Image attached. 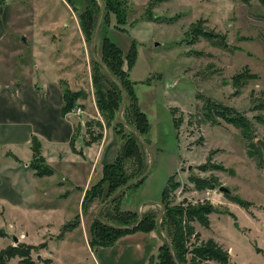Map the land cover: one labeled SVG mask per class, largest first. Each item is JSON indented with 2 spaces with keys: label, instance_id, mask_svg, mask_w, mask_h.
<instances>
[{
  "label": "rangeland",
  "instance_id": "374dc122",
  "mask_svg": "<svg viewBox=\"0 0 264 264\" xmlns=\"http://www.w3.org/2000/svg\"><path fill=\"white\" fill-rule=\"evenodd\" d=\"M103 1L93 48L99 13L95 22L91 0H0V18L5 14V21L0 23L7 25L0 41V85L39 82L42 69L47 74L51 69L60 78L63 90L75 96L64 117L73 122L74 141L80 149L77 154L82 155L83 149L105 136L107 142L116 145L110 164L119 155L128 173L124 181L140 178L150 165L141 181L117 194L122 193L117 203L121 212L141 216L149 213L158 218L166 185L176 187L169 195V208H180L184 214L188 208L205 203L217 208L218 212L208 216L207 228L196 221L189 222L185 216L181 218L184 231L187 227L194 230L185 239L183 264H219L204 262L192 253L209 239L229 250L232 264H264L258 248H264V224L258 221V216L264 214V152L259 167L248 157L240 130L224 122L212 125L203 114L206 99L233 108L250 121L253 142L264 141V108H258L260 104L264 107L263 4L260 0ZM97 3L100 8L98 0ZM199 21L204 29L222 34L229 48L195 39L192 29ZM111 47L119 51L120 58L115 62L120 77L132 89L128 104L134 108L130 107L123 116L136 126L139 117L135 115L142 113L147 122L144 137L148 145L137 159L132 157V146L123 148L129 134L119 125L120 112L110 98L109 87L94 78L100 77L94 60L106 51L113 52ZM96 87H101V93L112 102L113 113L108 118L97 105ZM40 157L32 151L28 171L22 166L14 175L6 170L3 176L7 180L0 176V231L7 233L0 238L2 264L11 259L20 262L25 257L26 264H95L81 246L83 235L87 233L89 243L91 226L105 206L100 209L101 199L107 201L128 183L108 198L109 184L103 183L101 199H95L88 209L80 205L76 215L74 201L65 200L67 188L77 187L73 184L75 174L66 167H57L46 180H34L30 170L35 175L33 168L46 164L41 153ZM139 166L147 167L140 176L142 169L136 171ZM15 182L57 187V197L53 188L46 199L49 202L22 207L25 222H19L17 207L7 210L4 202H18L17 195L8 191L18 187H12ZM209 182L216 186L214 190H195ZM220 187L226 188L229 196L249 203L248 209L228 200ZM77 218L78 227L58 240L63 226ZM22 228L27 232L26 242L18 241L14 246L9 234L17 237Z\"/></svg>",
  "mask_w": 264,
  "mask_h": 264
},
{
  "label": "crops",
  "instance_id": "0c3cea01",
  "mask_svg": "<svg viewBox=\"0 0 264 264\" xmlns=\"http://www.w3.org/2000/svg\"><path fill=\"white\" fill-rule=\"evenodd\" d=\"M0 19L4 22L5 14ZM6 29L5 23L0 25V41L4 38ZM44 70L38 75L39 82L34 80L0 85V176L4 177L3 174L8 169L13 175L17 174L22 166L28 171V160L32 157V141L36 139L40 144L41 156L53 171L57 167H66L75 174L72 176L75 178L72 183L77 187H66L65 200L74 201L77 215L85 192L91 188L88 186L97 183L102 177V167L113 162L116 145L107 142L103 136L99 143L83 149L82 155L77 154L80 149L77 147V141H74L73 122L61 115L63 88L59 83L60 78L51 69H48V74ZM12 167L13 171L10 169ZM30 172L34 180H46V177L38 178L33 171ZM14 180L16 181V176ZM14 186L18 187L8 191L17 195L18 202H4L7 210L17 207L18 212L12 213H16L19 222H25V213L21 215L22 207L49 202L46 199L51 197L50 191L53 188L55 198L57 197V187H31L26 182H15L12 184V187ZM0 215L2 217L3 213ZM263 220L264 214L259 215V223L264 224ZM67 235H70V232ZM83 236L85 239L82 237L81 246L89 252V257L95 264H148L149 259L156 255L162 245L161 235L157 231L130 233L119 238L110 247L94 249L88 245L87 233ZM17 238L18 241L26 242L27 232H23L22 228ZM262 243L264 246V241ZM258 248L264 258V248ZM6 264L21 263L19 259H11Z\"/></svg>",
  "mask_w": 264,
  "mask_h": 264
},
{
  "label": "trees",
  "instance_id": "16d2710c",
  "mask_svg": "<svg viewBox=\"0 0 264 264\" xmlns=\"http://www.w3.org/2000/svg\"><path fill=\"white\" fill-rule=\"evenodd\" d=\"M241 1L243 3L248 2V0H241ZM260 1L264 6V0H260ZM91 3L93 4V7H95L94 12L96 13V19H95L96 22L100 8L97 3V0H91ZM82 25L86 27L84 22H82ZM192 34L195 39L202 38L207 42H209L210 44L217 46L219 48L222 49L229 48L226 39L222 34L204 29L202 27L201 21H199L193 26ZM111 48L113 49V52L110 50L106 51L103 57L99 59L101 63L104 65L105 69L109 72V74L117 81V83L105 73V71L102 69L100 64L96 61V59L94 60V63L96 65L98 72L100 73V77L98 75H94V78L96 81H99L101 79L104 84H107L111 95L110 98L116 101L117 103L118 112L121 111L123 104V97L121 92L122 89L124 93V101H125V105L122 112V118L124 122L136 132L138 137L146 145H148V142L144 137V133L147 130V122L144 114L138 113V115H135V118L139 117L136 126L133 125L131 122H129L125 116H123L124 113L128 111L130 107H132L130 104H128L130 102V96L132 95L131 93L132 89L130 83L126 81L125 78L121 79L120 77L119 66L115 62L116 58L117 59L120 58L119 51L116 48L113 47ZM100 89L101 87H96V96H97L96 102L101 112H103L105 114V117H107L109 113H113L112 102L108 97L105 96L104 92L101 93ZM73 97H75L73 93L63 90V106L61 108L62 116H64L65 113L69 112L70 109L72 108ZM258 106L259 109L264 108L262 104ZM132 108H134V105ZM133 111L137 112V110L135 109H133ZM203 111L206 121H209L212 125H218L220 122H224L240 130L244 140L246 141L245 147L247 150L246 153L248 157L253 158L257 162L259 167H261V164H263L262 155L264 152V141H258L257 143L253 142V137L251 133L252 127L249 120H247L241 113L237 112L235 109L229 108L220 103L213 102L209 99L205 100ZM217 119H219L220 121H218ZM118 120L120 127L129 134V141L123 147L124 150H127L129 144L134 149L133 152L134 154H132V157L135 159L139 158V155H141V149H144V146L140 143L138 137H136L131 130L126 128L121 123L119 114H118ZM31 147L35 155L37 154L40 157V151H38L40 146L36 139H33ZM124 153L126 157L127 154L125 151ZM118 156H116L117 159L115 160L114 164L104 165L103 175L99 183H97V185L91 187L90 190L85 192L81 203V209H86V208L88 209L91 203L95 199L97 198H99V200L101 199L100 197L103 193V187H102L103 183L108 182L109 184V187H107L108 194L106 196L108 198L110 197V195L118 191L119 188H121L123 185L129 182V180L124 181L128 173L127 171H124L125 168L120 163L121 160ZM41 162H43V160ZM40 165L41 166L39 167L33 168L35 171V175L37 177L42 178V177H49L52 175L53 170L50 167H48L46 164L42 165L40 163ZM205 167L206 166L204 165L201 166L200 168L204 169ZM146 168L147 167L141 168V166H139L136 169L137 172H139L142 169L139 176L143 174ZM111 169L113 170L110 171ZM169 181H167V183H169ZM175 188L176 187H168V185H166L162 191L161 208L163 209V214L160 218V222L158 221V218L154 219V217L149 213L144 214L142 216L140 215L139 218V215L136 213L121 212L118 209L117 203L122 193L117 195L114 199H112L102 208V210L99 212V218L98 219L96 218L94 220V223L91 226V230H90L91 231L90 240L88 243L89 247L91 249L97 247H110L113 244H115L116 241L124 235L135 232L149 233L151 231H157L160 235H162L161 237H163L162 238L163 244L158 249L156 255L152 256L149 259L148 264H183L184 263L183 258H185L184 257L185 239L190 237V235L193 234L194 230L190 227H187V229H185L184 231L180 227L181 218L185 216V218L189 222L196 221L202 227L207 228L209 226L208 216L211 213L218 211L217 208L212 207L211 205L206 203L202 205L194 206L192 208H188L185 214L183 213V210H181L180 208H169L168 207L169 205L168 202L170 201L169 195H171V193L175 190ZM215 188L216 186L214 185V183L212 184L209 182V183H205L201 187H195V190L197 191L214 190ZM225 195L228 200L232 201V203L241 206L245 210L248 209L249 203L240 199L238 196H229V194H225ZM101 201L103 204L104 201L102 199ZM78 223H79V218L63 226V228L60 231V234L57 236V239L62 240L66 233L78 227ZM2 233L3 232L0 231V238L7 236L6 232H4L3 234ZM165 237L169 240V244L167 243ZM200 246L201 247L195 249L192 253L195 256L199 255L201 257L200 259L201 260L203 259L204 262L211 261V262H217L219 264H232L228 252L224 250L222 246L219 245L214 240L209 239L205 242H202ZM13 255L14 256L18 255L21 258L25 257L24 255H20L17 253ZM25 259L20 260L21 264H26ZM2 263H3V257L0 256V264Z\"/></svg>",
  "mask_w": 264,
  "mask_h": 264
},
{
  "label": "water",
  "instance_id": "95a60500",
  "mask_svg": "<svg viewBox=\"0 0 264 264\" xmlns=\"http://www.w3.org/2000/svg\"><path fill=\"white\" fill-rule=\"evenodd\" d=\"M99 1V3H100V10H99V17H98V20H97V25H96V29H95V33H94V37H93V40H92V46H93V48H94V44H95V37L97 36V31H98V26H99V23H100V21H101V18H102V13H103V3H102V1L101 0H98ZM21 41L22 42H25V38L24 37H22L21 38ZM96 61L100 64V66L102 67V69L105 71V73L112 79V80H114L116 83H117V81L109 74V72L105 69V67H104V65L101 63V61H100V59L99 58H96ZM121 92H122V97H123V104H122V109H121V111H120V114H119V116H120V121H121V123L126 127V128H128L129 130H131L133 133H134V135L136 136V137H138V135L136 134V132L131 128V127H129L125 122H124V120L122 119V112H123V108H124V105H125V101H124V93H123V91H122V89H121ZM138 140L140 141V143L144 146V147H146L147 148V145L138 137ZM150 160H151V158H150ZM152 161V160H151ZM151 161H150V163H151ZM149 169H150V165H149V167L147 168V170H146V172L142 175V176H140V178H138V179H136V180H134V181H131L130 183H128L127 185H125L124 187H122L117 193H115L114 195H112L107 201H105L103 204H102V206L100 207V209L104 206V205H106L110 200H112L119 192H121V191H123V190H125L126 188H128V187H130L131 185H135L137 182H139V181H141L144 177H145V175H146V173L149 171ZM219 191L220 192H222V193H226V194H228L229 193V191L226 189V188H224V187H220L219 188ZM98 212V211H97ZM162 214H163V209L161 208V211H160V215H159V217H158V221L160 220V218H161V216H162ZM139 215V214H138ZM97 219L99 218V216H98V213H97ZM139 218H140V215H139ZM160 222V221H159ZM9 236L11 237V239H12V241H13V243H14V246L18 243V238L17 237H15V235H13V234H9ZM165 239H166V241H167V243L169 244V240L165 237ZM39 258V257H38Z\"/></svg>",
  "mask_w": 264,
  "mask_h": 264
}]
</instances>
